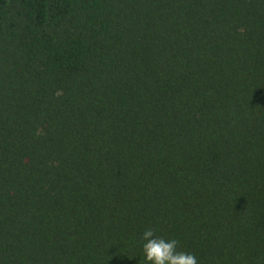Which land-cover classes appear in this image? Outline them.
Listing matches in <instances>:
<instances>
[{"label": "trees", "instance_id": "trees-1", "mask_svg": "<svg viewBox=\"0 0 264 264\" xmlns=\"http://www.w3.org/2000/svg\"><path fill=\"white\" fill-rule=\"evenodd\" d=\"M264 264V0H0V264Z\"/></svg>", "mask_w": 264, "mask_h": 264}, {"label": "clouds", "instance_id": "clouds-1", "mask_svg": "<svg viewBox=\"0 0 264 264\" xmlns=\"http://www.w3.org/2000/svg\"><path fill=\"white\" fill-rule=\"evenodd\" d=\"M143 256L140 264H198L196 256L179 251L175 239L157 238L151 229L142 236Z\"/></svg>", "mask_w": 264, "mask_h": 264}]
</instances>
